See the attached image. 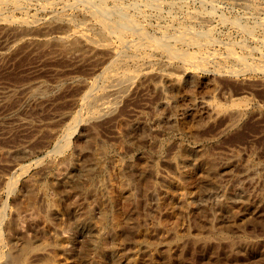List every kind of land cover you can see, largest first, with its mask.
Instances as JSON below:
<instances>
[{
    "label": "rangeland",
    "instance_id": "rangeland-1",
    "mask_svg": "<svg viewBox=\"0 0 264 264\" xmlns=\"http://www.w3.org/2000/svg\"><path fill=\"white\" fill-rule=\"evenodd\" d=\"M28 1L24 0L18 7L5 3V17L0 18V215L3 219H0V264H127L126 259L129 257V264H179V253L182 264H200L208 260L212 263L222 261V264H253L249 262L257 258L253 246L257 242L264 244V71L245 69L237 76L209 72L214 84L212 88L190 87L185 74L188 72H183L187 69L181 63L167 62L163 53L153 51L151 60L141 64V67L151 64L152 72L149 67L148 74L142 73L117 89L119 95L107 92L103 99L97 100V103L93 101L88 106L89 99L83 101L84 92L107 61L108 48L104 43L91 44L88 40L76 38L36 39L45 29L68 28L67 22L57 17L63 9L60 5L64 7V0H56L57 4L55 0ZM46 1L54 5L43 4ZM102 1L93 0L98 4L92 5L91 0H84V4L92 8L99 5L101 10L108 11V14L111 12L112 16L111 13L108 15L111 20L120 18L117 13L125 15L126 12L125 18H122V14L121 19L117 20L131 19L127 23L133 29L138 24L135 30H138L141 22L143 30L140 27L141 31H138L143 34L146 31V38H158L156 41L160 39V42L172 48L184 50L186 47L187 52L208 49L223 55L231 47L232 52L237 49L234 54L240 53L239 56L245 57L247 61H264V0H209L210 3L208 0ZM39 4L44 5V8ZM121 5L122 8L117 9ZM20 6H23L22 9ZM71 13L75 17L80 15L77 9L71 10ZM19 15L32 18V22H27L30 25L18 21L15 16ZM34 15L36 19L32 17ZM157 25H160L159 30ZM233 25H237V28ZM194 29L203 36L193 33ZM183 30L187 32L184 34ZM203 30L206 32H201ZM181 31L183 34H178ZM167 37L170 40L167 41ZM7 38L12 39L8 44L5 42ZM240 44L243 46H238ZM255 46L257 50L253 48ZM211 65L209 68H212ZM247 70H250L248 74ZM160 71L171 73L177 79L183 78L182 86L177 79L165 80ZM32 91H38V94L31 95ZM189 96L193 97L191 100L195 105L193 116L185 107ZM204 99L216 104L217 114L202 116L200 101ZM98 102L101 104L99 107ZM73 114L77 125L70 132L67 129ZM62 134H65L64 137ZM201 145L205 148L206 156L217 167V173L210 178V190L202 188L200 179L193 174V161L187 159L185 167L191 174L186 188L187 205H177L175 201L181 195L178 190L167 188L166 184L162 186L166 187L165 191H171L174 198L166 192L157 193V197L155 193L145 191L152 186L163 188V176L176 177L171 159L176 157L181 147L190 150ZM12 177H16V181ZM9 180L11 188L7 183ZM125 185L135 189H132L131 197L122 195ZM228 195L239 198L230 204L236 212L230 221L232 213L224 207ZM242 200L252 203L254 209L251 208L250 212L243 210L240 207ZM102 210L110 214L97 233L84 224L85 217L88 212L93 218L97 217ZM170 225L172 228H169ZM220 235L231 237L236 248L227 251L226 239H221ZM196 236L210 241L206 248L194 242ZM249 257L253 259L249 260ZM210 261L209 264H212Z\"/></svg>",
    "mask_w": 264,
    "mask_h": 264
},
{
    "label": "bare ground",
    "instance_id": "bare-ground-1",
    "mask_svg": "<svg viewBox=\"0 0 264 264\" xmlns=\"http://www.w3.org/2000/svg\"><path fill=\"white\" fill-rule=\"evenodd\" d=\"M52 2H54V0H51ZM51 1H46V3H43V4H45V5H47L48 3H50ZM58 1H60V0H58ZM57 1V2H58ZM63 1V0H62ZM81 1L82 0H64V2L62 3V4H64V7H63V5H60V6H62V7H60V8H63V9H61L62 11L57 15V17L59 18V19H61V20H64V21H66L67 23L66 24H68V28L67 29H64V30H54V29H45V30H43L42 32V34H40L39 35V33H37L39 36L38 37H35L36 39L38 38V39H43V40H47V39H56V40H59V39H69V38H76V39H81V40H88L90 43L92 42V43H104L105 45H106V47L108 48V50H109V57H108V59H107V61L105 62V64L104 65H102V67L100 68V70H99V72L96 74L97 75V78L95 79V80H93V81H91L89 84H88V87H87V89L85 90V92H84V95H83V97H84V100L83 101H85V99H89V102L86 104V105H90V103L91 102H96L97 100H100V99H103V96L107 93V92H111V93H113V94H115L114 92H116V90L117 89H120L122 86H123V84L125 83V82H127V81H129V80H131V79H134V78H136L137 76H139L140 74H142V73H146L147 71H148V69H149V67L151 66V64L149 65V67L146 65H143V67H141V64L142 63H144L145 62V64L146 63H148L150 60H151V57H153V56H151V52H155V51H160L161 53H163V55L167 58L166 60H168L167 62H169V61H177V63L179 62V63H181L182 64V67H184L185 69H187V70H184L183 72H188V73H185L186 75H187V77H186V80H187V83L189 82V86L190 87H193V86H205V87H208V88H212L213 86H214V84L212 83V80H211V78L212 77H210V73L209 72H213V73H225V74H233V75H235L236 74V76H237V74L238 73H240L241 71H243V70H245V69H254V70H261V71H264V61L263 60H257V61H251V60H249V61H247V60H245L244 58L245 57H242V56H239V54L237 55V54H234L233 52H236V50L234 51L233 50V52H232V50H230L231 49V47H229L230 49H228L227 51H226V53L224 54L223 53V55H221L220 53H218V54H220V55H218V54H216V52L215 51H213V52H210V50L209 51H202L201 50V52H187L185 49H186V47L184 48V50H180V49H175V47L174 48H172L171 46H169V45H167V41L168 40H170L168 37H167V41H165V43L166 44H163L162 42H160V39H159V41H156V40H158V38H155L156 40H154V37H153V39L151 40V38L149 39V38H146V36H145V34H146V31H145V34H143V33H141L140 31V27H141V22H139V25H140V27L139 28H137L138 30H140V31H138V30H135V28H136V26L138 27V24L137 25H135L133 22L134 21H136V20H134V21H132V23L135 25V28L133 29V28H131L130 27V25L128 24L129 23V21H131V19L129 20V21H125L124 19H122V20H124V21H121V20H117V19H121V15L123 14V13H121V15L120 14H118L117 12H116V10H115V12L117 13V16H120V18H115V20H111L110 18H109V14L111 13L110 11H113L114 12V10H109V14L105 11V10H101V7H98L99 5H95L96 7L95 8H92L93 6L92 5H94V3H97V2H93V0H91V2H93V3H91L92 5V7H89L88 5H86V4H84V0L82 1L83 3H81ZM87 1V0H86ZM100 1H102V0H100ZM154 1H156V0H154ZM154 1H152V3L154 2ZM158 1V0H157ZM166 1V0H165ZM170 1H172V0H170ZM204 1H207V0H204ZM24 2V0H0V18L1 17H5L4 15H3V9H4V4L5 3H10V4H13V5H15L16 7H18L19 5H21L22 3ZM26 2V1H25ZM28 2H30V0L28 1ZM27 2V3H28ZM45 2V1H44ZM55 2H56V0H55ZM57 2H56V4H57ZM88 2H90V1H88ZM103 2V1H102ZM145 2H147V1H145ZM201 2V1H200ZM208 2H209V0H208ZM61 3V2H60ZM104 3V2H103ZM136 3H137V1H136ZM142 3V2H141ZM148 3V2H147ZM167 3H168V1H167ZM210 3V2H209ZM25 4V3H24ZM50 4H52V3H50ZM50 4H49V6H50ZM98 4V3H97ZM156 4H162V3H156ZM7 5V4H6ZM29 5V4H28ZM40 5V4H39ZM52 5H54V4H52ZM51 5V6H52ZM90 5V4H89ZM101 5H103V4H101ZM104 5H105V3H104ZM137 5V4H136ZM149 5V4H148ZM152 5V4H151ZM218 5V4H217ZM9 6V5H8ZM14 6V7H15ZM41 6V5H40ZM50 6V7H51ZM106 6V5H105ZM111 6H113V5H111ZM122 6L123 5H121V6H119L117 9H119L120 7L122 8ZM157 6V5H156ZM156 6H152V7H156ZM176 6V5H175ZM6 7V6H5ZM15 7V8H16ZM21 7V9H22V7L23 6H20ZM29 7H31V6H29ZM28 6H27V8H29ZM33 7V6H32ZM38 7V6H37ZM41 7H43L44 8V5H42ZM99 9H98V8ZM116 7H117V5H116ZM158 7V6H157ZM9 8V7H8ZM107 7H105V9H106ZM126 8V7H125ZM124 8V9H125ZM161 8V7H160ZM16 9H18V8H16ZM39 9V8H38ZM75 9H77L78 11H79V16L78 17H75V14H73V13H71V10H75ZM112 9H113V7H112ZM208 9V8H207ZM9 10V9H8ZM7 10V11H8ZM11 10V9H10ZM13 11H14V8L12 9ZM41 10H44V9H42L41 8ZM55 10H56V8H55ZM55 10H53L54 12H55ZM60 10V9H59ZM120 10V9H119ZM200 10H202V9H200ZM17 11V10H16ZM19 11H20V8H19ZM36 11H38V10H36ZM51 11V10H50ZM49 11V12H50ZM27 11H25V13H26ZM35 11H33V13H34ZM43 12V11H42ZM73 12V11H72ZM124 12V11H123ZM202 12V11H201ZM44 13V12H43ZM48 13V12H47ZM56 13H57V11H56ZM78 13V12H77ZM128 13V12H127ZM10 14V13H9ZM35 14V13H34ZM51 14V17H52V14H53V12L52 13H50ZM212 14V13H211ZM8 15V14H7ZM26 15H28V14H26ZM31 15V14H30ZM33 15V14H32ZM44 15V14H43ZM56 15V14H55ZM113 15H115V13L113 14ZM124 15V14H123ZM122 15V18H125L126 16V12H125V15L123 16ZM210 15V14H209ZM41 15H39V17H40ZM47 16H50V15H47ZM111 16H112V13H111ZM204 16V15H203ZM7 17V16H6ZM15 17H17L18 18V21H20V22H24L25 24H27V22H32V18H28V16H25V15H19V17L18 16H15ZM15 17H13V18H15ZM33 18H35V15L34 16H32ZM38 17V18H39ZM129 18L130 17H132V16H128ZM127 17V18H128ZM187 17V16H186ZM219 17V16H218ZM264 17V16H263ZM8 18V17H7ZM6 18V19H7ZM11 18H12V16H11ZM17 18H15L16 20H17ZM46 18V17H45ZM53 18V17H52ZM56 18V17H55ZM113 18V17H112ZM128 18V19H129ZM139 18V17H138ZM142 18V17H141ZM36 19V18H35ZM40 19V18H39ZM39 19H37V20H39ZM44 19V18H43ZM47 19V18H46ZM51 19V18H50ZM189 19V18H188ZM5 20V19H4ZM13 20V19H12ZM11 20V22H13ZM34 20V19H33ZM127 20V19H126ZM139 20V19H138ZM144 20H145V18H144ZM7 22H8V20H6ZM6 21H3V23L4 22H6ZM49 21V20H48ZM48 21H46V22H48ZM140 21V20H139ZM143 21V20H142ZM229 21V20H228ZM227 21V22H228ZM231 21V20H230ZM233 21V20H232ZM15 22V21H14ZM39 21H37L36 23H38ZM128 22V23H127ZM226 22V21H225ZM235 22V21H234ZM8 23H10V22H8ZM7 23V24H8ZM33 23H34V21H33ZM32 23V24H33ZM43 23H45V22H43ZM132 23H131V26H132ZM136 23H138L137 21H136ZM145 23V22H144ZM184 23V22H183ZM230 23V22H229ZM233 23V22H232ZM259 23H261V22H259ZM29 24V23H28ZM27 24V25H28ZM237 24V23H236ZM30 25V24H29ZM134 25L132 26V27H134ZM143 25V24H142ZM259 25V24H258ZM36 26V25H35ZM54 26V25H53ZM66 26V25H65ZM156 26V25H155ZM158 26V25H157ZM160 26V25H159ZM159 26L157 27L158 28V30H159ZM178 26H181V25H178ZM178 26H177V28H178ZM182 26H184V25H182ZM181 26V27H182ZM233 26H236V28H237V25H233ZM15 27V26H14ZM49 27V26H48ZM48 27H45V28H48ZM67 27V26H66ZM65 27V28H66ZM153 27V26H152ZM164 27H166V26H164ZM186 27V26H185ZM16 28V27H15ZM24 28V27H23ZM54 28H55V26H54ZM64 28V27H63ZM14 29V28H13ZM41 29V28H40ZM141 29L143 30V27H141ZM165 29V28H164ZM168 29V28H167ZM173 29V28H172ZM175 29V28H174ZM183 29V28H182ZM189 29V28H188ZM202 29V28H201ZM248 29V28H247ZM29 30V29H28ZM155 30V29H154ZM157 29H156V31H158ZM192 30V29H191ZM195 30L196 29H194V32L193 33H196L195 32ZM200 30V29H199ZM199 30H198V32H199ZM209 30V29H208ZM211 30V29H210ZM209 30V31H210ZM166 31V30H165ZM173 31V30H172ZM184 31V30H183ZM181 31V33H178V34H185V32H187V31ZM151 32V31H150ZM162 32H164V31H162ZM170 32V31H169ZM183 32V33H182ZM189 32V31H188ZM201 32H204V30L203 31H201ZM206 32V31H205ZM204 32V33H205ZM248 32V31H247ZM154 33V32H153ZM166 33V32H165ZM176 33V32H175ZM25 34H27V33H25ZM147 34H150V33H147ZM152 34V33H151ZM155 34V33H154ZM159 34V33H158ZM167 34V33H166ZM174 34V33H173ZM177 34V33H176ZM189 34V33H188ZM197 34V33H196ZM203 34V33H202ZM169 35V34H168ZM198 35H200V36H203V35H201V33L200 34H197V36ZM154 36V35H153ZM159 36V35H158ZM162 36H164L163 34H162ZM190 36V35H189ZM210 36V35H209ZM157 37V36H156ZM169 37H171V36H169ZM180 37H182V35H180ZM183 37H184V35H183ZM182 37V38H183ZM188 37V36H187ZM191 37H192V35H191ZM160 38H162L161 36H160ZM185 38V37H184ZM190 38V37H189ZM188 38V39H189ZM193 38V37H192ZM191 38V42H192V39ZM195 38V37H194ZM75 39V40H76ZM179 39V38H178ZM196 39V38H195ZM200 39V38H199ZM253 39H255V38H253ZM258 39H260V38H257V40ZM42 40V41H43ZM75 40H74V42H75ZM164 40H166V39H164ZM172 40V39H171ZM182 40V39H181ZM180 39H179V41H181ZM184 40V39H183ZM187 40V39H186ZM206 40V39H205ZM208 40V39H207ZM213 40V39H212ZM214 40H215V38H214ZM213 40V42H215V41H217V38H216V40L214 41ZM3 41V40H2ZM12 41V39H6L5 40V42H6V44H8V43H10ZM69 41H72V40H69ZM69 41H67V42H69ZM189 41H190V39H189ZM219 41V40H218ZM254 41V40H253ZM261 41V40H260ZM4 42V41H3ZM66 42V41H65ZM82 42V41H81ZM208 42H210V40L208 41ZM212 42V43H213ZM222 42V41H221ZM262 42H264V41H262ZM64 43V42H63ZM73 43V42H72ZM71 43V44H72ZM91 43V44H92ZM172 44H173V42H171ZM170 43V44H171ZM175 43H176V41L174 42V44L173 45H175ZM184 43H186V42H183V44ZM211 43V42H210ZM210 43H209V45H210ZM218 42H216V44H217ZM237 42H235L234 44H236ZM238 43H240V42H238ZM256 43V42H255ZM0 44H1V42H0ZM5 44V43H4ZM66 44V43H65ZM69 44V43H68ZM182 44V45H183ZM190 44V43H189ZM206 44V43H205ZM204 43H202V45H205ZM226 44V43H225ZM232 44V43H231ZM233 44V45H234ZM243 44V43H242ZM242 44H240V45H238V46H241ZM261 44V43H260ZM201 45V44H200ZM221 45V44H220ZM230 45V44H229ZM237 45V44H236ZM2 46V45H1ZM4 46V45H3ZM197 46V45H196ZM195 46V47H196ZM219 46V45H218ZM224 46V45H223ZM243 46V45H242ZM241 46V47H242ZM248 46V45H247ZM184 47V46H183ZM202 47H204V46H202ZM206 47V46H205ZM235 47V46H234ZM244 47H245V44H244ZM256 47V46H255ZM255 47H253L255 50H257V47L255 48ZM3 48V47H2ZM5 48V47H4ZM197 48H198V46H197ZM226 49L228 48V46L227 47H225ZM239 48V47H238ZM247 48V47H246ZM1 49V48H0ZM6 49V48H5ZM183 49V48H182ZM202 49V48H201ZM245 49V48H244ZM254 49L252 50V52L254 53ZM242 50V49H241ZM192 51V50H191ZM194 51V50H193ZM217 51V50H216ZM240 51V50H239ZM249 51V50H248ZM248 51H247V55H248ZM258 51H260L259 49H258ZM257 51V52H258ZM256 53V52H255ZM246 54L244 55V56H246ZM251 54V53H250ZM264 54V53H263ZM241 55V54H240ZM262 55V54H261ZM249 56V55H248ZM263 56V55H262ZM165 57H164V59H165ZM253 57V56H252ZM248 58V57H247ZM256 58V57H255ZM263 58V57H262ZM261 58V59H262ZM156 59V58H155ZM257 59V58H256ZM159 60V59H158ZM158 60H156V61H158ZM163 60V59H162ZM153 61H155V60H153ZM162 62V61H161ZM132 65H131V64ZM165 63V62H164ZM173 63V62H172ZM152 64H153V62H152ZM156 63H154L153 65H155ZM158 64V63H157ZM163 64V63H162ZM210 64H213V65H211L212 66V68H209V65ZM165 65V64H164ZM168 65V64H167ZM176 65V64H175ZM160 67H162L161 65H159ZM158 66V67H159ZM166 66V65H165ZM170 66V65H169ZM152 67V66H151ZM151 67H150V70H151V72L153 71L152 69H151ZM176 68V67H175ZM184 68H182V70L184 69ZM164 69V68H163ZM209 69H211L210 71H209ZM156 70V69H155ZM175 70V69H174ZM179 70V69H178ZM172 71V70H171ZM180 71V70H179ZM246 71V70H245ZM248 71H250V70H247V74H248ZM169 72V71H168ZM181 72V71H180ZM253 72V71H252ZM160 73H161V71H160ZM173 73V72H172ZM209 73V74H208ZM242 73V72H241ZM262 73V72H261ZM147 74H148V72H147ZM162 74V77L165 79V80H176L177 79V77L175 76V75H173V74H171V73H167V72H163V73H161ZM175 74V73H174ZM177 74V73H176ZM183 74V73H182ZM244 74V73H243ZM160 75V74H159ZM178 75V74H177ZM181 75V74H180ZM182 76V75H181ZM212 76V75H211ZM95 77V76H94ZM162 77H161V79H162ZM179 78V77H178ZM142 80V79H141ZM178 81V83L181 85V83H183L184 82V79L183 78H179V79H177ZM140 81V80H139ZM138 81V82H139ZM172 81V82H173ZM165 82V81H164ZM171 82V81H170ZM133 83V82H132ZM168 83V82H167ZM128 84V83H127ZM173 84V83H172ZM174 84H175V82H174ZM126 85V84H125ZM184 85V84H183ZM182 86V85H181ZM42 87V86H41ZM40 87V88H41ZM124 87V86H123ZM177 87V86H176ZM188 87V86H187ZM189 87V88H190ZM36 90V89H35ZM38 90H39V87H38ZM122 90V89H121ZM215 90V89H214ZM213 90V91H214ZM40 91H42V90H40ZM119 90H117V92H118ZM116 92V93H117ZM211 92V91H210ZM30 93H32L31 95H34V94H38V91L36 92H30ZM109 94V95H112V94ZM119 93H120V91H119ZM212 93V92H211ZM210 93V94H211ZM40 94V93H39ZM118 94V93H117ZM116 94V95H117ZM188 94V93H187ZM208 95H209V93H207ZM119 95V94H118ZM117 95V96H118ZM107 96H108V94H107ZM191 96H193V95H191ZM191 96H189L188 97V101L186 102V104H185V107H186V111L189 113V114H191L192 116L195 114L194 112H195V105L193 104V102H192V98H191ZM28 97V96H27ZM182 97H183V95H182ZM202 97V96H201ZM207 97V96H206ZM210 97H211V95H210ZM198 98V97H197ZM186 99H187V97H186ZM81 100V99H80ZM194 100V99H193ZM104 101V100H103ZM181 101V100H180ZM195 101V100H194ZM233 101V100H232ZM236 101V100H235ZM239 101V100H238ZM237 101V102H238ZM240 101H242V100H240ZM80 102H82V100L80 101ZM102 102V101H101ZM100 102V103H101ZM105 102V101H104ZM225 102V101H224ZM234 102V101H233ZM245 102V101H244ZM97 103V102H96ZM95 103V104H96ZM185 103V102H184ZM197 103V102H196ZM81 105H82V103H80ZM104 104V103H103ZM235 104V103H234ZM93 105V104H92ZM99 105H101V104H99V102H98V107H99ZM180 105V104H179ZM238 105H239V103H238ZM229 106V105H228ZM227 106V107H228ZM92 107V106H91ZM97 107V108H98ZM231 107V106H230ZM81 108H83V107H81ZM200 108H201V114H202V116H204V117H211L212 115H214V114H217V106H216V104L212 101V100H210V99H204V100H202V101H200ZM219 108V107H218ZM238 109V108H237ZM84 110H86V109H84ZM93 110V109H92ZM91 110V111H92ZM197 110V109H196ZM200 110V109H199ZM199 110H198V112H199ZM94 111V110H93ZM179 111V110H178ZM234 111H236V110H234ZM242 111V110H241ZM228 112H230V111H228ZM96 113H97V111H96ZM232 113V112H231ZM238 113H240V112H238ZM245 113V112H244ZM89 114V113H88ZM91 114H94V113H91ZM229 114V113H228ZM75 114H73V117L71 118V121L68 123L69 124V126H68V129H67V131L70 129V132H71V129H74L75 128V126L77 125L76 124V117L74 116ZM232 115V114H231ZM178 116V115H177ZM189 116V115H188ZM201 116V115H200ZM238 116V115H237ZM82 117H84V116H82ZM190 117V116H189ZM236 117V116H235ZM180 118V117H179ZM195 118V117H194ZM80 119V118H79ZM80 121V120H79ZM194 121V120H193ZM232 121H235V120H232ZM156 122V121H155ZM184 122V121H183ZM67 124V123H66ZM180 124H184V123H180ZM232 124V123H231ZM230 124V125H231ZM234 124V123H233ZM188 125V124H187ZM185 126V125H184ZM66 127H67V125H66ZM184 129H185V127H184ZM189 129H191V128H189ZM193 130V129H192ZM191 132V131H190ZM193 132V131H192ZM67 133V132H66ZM69 133V132H68ZM195 134H197V133H195ZM63 135V134H62ZM65 135V134H64ZM64 135H63V137H64ZM71 135V134H70ZM190 135H191V133H190ZM67 137H68V134L66 135ZM65 136V137H66ZM148 136V135H147ZM197 136V135H196ZM190 137V136H189ZM69 138V137H68ZM62 139V138H61ZM64 139V138H63ZM66 140H64L66 143H67V138H65ZM195 139V138H194ZM69 140V139H68ZM193 140V139H192ZM149 141V140H148ZM92 142V141H91ZM56 143V142H55ZM57 143H60V142H57ZM62 143V142H61ZM65 143V144H66ZM64 144V145H65ZM83 144V143H82ZM150 144V143H149ZM60 145H62V144H60ZM203 145V144H202ZM200 146V147H196V148H194V149H187V148H183V147H181L179 150H178V152H177V154H175V156L176 157H174V159H171V164L174 166V168H175V170H176V177H164L163 176V180H164V184H162L161 183V186L162 185H167V188H171V189H174V190H178V193L181 195V197L180 198H178V200L177 201H175L176 202V204L177 205H183V207H184V205H187V197H186V194H187V183L188 182H190V181H188V179L190 178L189 176L191 175L190 174V172H188V170L186 169V167H185V162L187 161V159H191L192 161H193V164H194V171H193V174L195 175V177H198L199 179H200V181H199V179L197 178V180L201 183V186H202V188L204 189V190H210V188L212 187V186H210V183H211V181H210V178H211V175H213V176H215V174L217 173V167L214 165V163H213V161L211 160V158H208L207 156H206V154H205V152H204V147L203 146ZM55 146V145H54ZM56 146H57V144H56ZM55 146V147H56ZM65 146H67V145H65ZM63 148H65L64 146H62ZM180 147V146H179ZM56 148H58V147H56ZM67 148V147H66ZM50 149H52V148H50ZM55 149V148H54ZM209 149V148H208ZM56 150V149H55ZM60 152V151H59ZM208 152H209V150H208ZM47 153V152H46ZM57 154V153H56ZM212 154V153H211ZM209 155V154H208ZM189 157V158H188ZM173 158V157H172ZM40 159V158H39ZM99 161V160H98ZM147 162V161H146ZM155 162V161H154ZM190 162V161H189ZM246 162V161H245ZM141 163H142V161H141ZM219 163V162H218ZM247 163V162H246ZM245 163V164H246ZM150 164V163H149ZM22 165H24V164H22ZM139 165V164H138ZM249 165V164H248ZM247 165V166H248ZM21 166V165H20ZM133 166V165H132ZM140 166V165H139ZM101 167V166H100ZM145 167V166H144ZM144 167L142 168V170L144 169ZM243 167H244V165H243ZM21 168H24V167H21ZM133 168H134V166H133ZM139 168V167H138ZM138 168H137V170H138ZM223 168L224 169H226L227 167L226 166H223ZM189 169V168H188ZM97 170V169H96ZM134 170H136L135 168H134ZM148 170H149V168H148ZM87 170H85V172H86ZM91 171V170H90ZM153 171H155V170H153ZM93 172H95V171H93ZM138 172V171H137ZM137 172H135V173H137ZM139 172H140V170H139ZM151 172V171H150ZM192 172V171H191ZM20 173V172H19ZM24 173V172H23ZM131 173V172H130ZM84 174H86V173H84ZM138 174V173H137ZM140 174V173H139ZM88 175V174H87ZM168 176V175H167ZM193 176V175H192ZM130 177V176H129ZM129 177H126L127 179L129 178ZM195 177H194V179H195ZM217 177V176H216ZM12 178H14V177H12ZM12 178L10 179V180H12ZM16 178V177H15ZM15 178L13 179V180H15ZM146 178H147V176H146ZM146 178H145V180H146ZM161 178V177H160ZM132 179V178H131ZM135 178H133V180H134ZM137 179V178H136ZM10 180L7 182L8 183V186L11 188V184H10ZM130 180V179H129ZM132 180V181H133ZM149 180V179H148ZM161 180V179H160ZM162 180V181H163ZM196 180V181H197ZM214 180V179H213ZM220 180V179H219ZM16 181V180H15ZM83 181V180H82ZM81 181V182H82ZM131 181V180H130ZM135 181V180H134ZM133 181V184L136 182H134ZM147 181V180H146ZM126 182V181H125ZM151 181H149L148 183H150ZM217 182V181H216ZM6 183V184H7ZM12 183V182H11ZM67 183V182H66ZM77 183H78V181H77ZM86 183V182H85ZM147 183V182H146ZM72 184H74V183H72ZM131 184V183H130ZM197 184H199V183H197ZM233 184V183H232ZM78 185V184H77ZM85 185V184H84ZM135 185H137V184H135ZM147 185V184H146ZM165 185V186H166ZM7 186V187H8ZM141 186V185H140ZM164 186V187H165ZM196 186H198V185H196ZM200 186V187H201ZM235 186V185H234ZM6 187V188H7ZM68 187V186H67ZM75 187V186H74ZM79 187H81V186H79ZM119 187V186H118ZM125 187V188H124ZM123 188V190H122V195L124 196V197H131V194H132V191L133 190H135V189H131L130 187H132V186H130L129 185V187H126V185L124 186ZM158 187V186H157ZM163 187V186H162ZM156 188V187H154V186H152L150 189H148V190H145L146 192H151L152 194L153 193H155L156 195H157V193H158V195H159V192L161 193V192H166V193H168V194H171L172 195V193H171V191H169L168 192V190L167 191H165V188ZM191 187V186H190ZM135 188V187H134ZM144 188H146V187H144ZM194 188V187H193ZM221 188H222V186H221ZM81 189V188H80ZM95 189V188H94ZM170 189V190H171ZM189 189V188H188ZM232 189V188H231ZM71 190V189H70ZM90 190H92V188L90 189ZM193 190V189H192ZM191 190V191H192ZM83 191V190H82ZM88 191V190H87ZM98 191V190H97ZM144 191V190H143ZM205 191V192H206ZM238 191V190H237ZM93 192H94V190H93ZM173 192H175V191H173ZM177 192V191H176ZM188 192H190V191H188ZM204 192V193H205ZM89 193H90V191H89ZM84 194V193H83ZM99 193H97V195H98ZM134 194V193H133ZM165 194V193H164ZM190 194V193H189ZM82 195V194H81ZM138 195V194H137ZM146 195H148V193L146 194ZM155 195V196H156ZM158 195H157V197H158ZM162 196V195H161ZM164 196H166V194L164 195ZM164 196H162V198L164 197ZM175 196V195H174ZM236 196V195H235ZM235 196L234 195H228V196H226V199H225V206L224 207H226L229 211H230V214L232 213V215H230V217H229V221L231 220L230 218H233V216H234V214H235V216H236V212L234 211V210H232V207H231V203H235V201H236V199L237 198H235ZM138 197H139V195H138ZM172 197H173V195H172ZM205 197V196H204ZM253 197V196H252ZM98 198H99V196H98ZM101 198V197H100ZM123 198V197H122ZM149 198V197H148ZM166 198V197H165ZM174 198V197H173ZM84 199H86V198H84ZM95 199V198H94ZM106 199V198H105ZM130 199V198H129ZM128 199V200H129ZM151 199V198H150ZM164 199V198H163ZM168 199H170L171 200V197H169ZM168 199H167V201H168ZM206 199H207V197H206ZM209 199V198H208ZM223 199V198H222ZM239 199V198H238ZM237 199V200H238ZM89 200V199H88ZM127 200V201H128ZM168 201V202H171V201ZM51 201H53V200H51ZM68 201V200H67ZM79 201V200H78ZM90 201V200H89ZM155 201V200H154ZM156 201L157 202H159V199H156ZM166 201V200H165ZM222 201V200H221ZM72 202V201H71ZM75 202V201H74ZM77 202V201H76ZM81 202V201H80ZM100 202V201H99ZM144 202V201H143ZM174 202V203H175ZM191 202V201H190ZM223 202V201H222ZM252 202V201H251ZM264 202V201H263ZM173 203V202H172ZM241 204H240V207L243 209V210H249V212H250V210H251V208H252V203H250L249 201H247V200H242L241 202H240ZM52 204H55L54 202H52ZM51 204V205H52ZM84 204V203H83ZM82 204V205H83ZM133 204V203H132ZM157 204V203H156ZM163 204V203H162ZM165 205H166V203H164ZM169 204V203H168ZM171 204V203H170ZM259 204V203H258ZM80 205V204H79ZM101 205V204H100ZM172 205V204H171ZM170 205V206H171ZM224 205V204H223ZM3 206V205H2ZM70 206V205H69ZM89 206V205H88ZM160 206H162V205H160ZM164 206V205H163ZM176 206V205H175ZM133 207V206H132ZM178 207V206H177ZM211 207V206H210ZM69 208V207H68ZM174 208V207H173ZM176 208V207H175ZM179 208V207H178ZM186 208H187V206H186ZM200 208V207H199ZM207 208V207H206ZM1 209V208H0ZM91 209V208H90ZM106 209V208H105ZM160 209V208H159ZM170 209V208H169ZM180 209H181V207H180ZM183 209H185V208H183ZM188 209V208H187ZM237 209V208H236ZM252 209H254V208H252ZM2 210V209H1ZM3 210H4V208H3ZM76 210V209H75ZM107 210V209H106ZM106 210H102L101 211V213L95 218H93L92 217V214H90L89 212L86 214L85 212V214H86V219H85V221H86V223L84 222V224H88L89 225V227L92 229V230H95L97 233L99 232V230L101 229V227L107 222V219H108V214H110V213H107V211ZM198 210V209H197ZM196 210V211H197ZM203 210V209H202ZM86 211H87V209H86ZM115 211V210H114ZM139 211V210H138ZM178 211V210H177ZM180 211V210H179ZM214 211V210H213ZM241 211V210H240ZM264 211V210H263ZM233 212H235V213H233ZM237 212H238V210H237ZM252 212V211H251ZM201 213V212H200ZM216 213V212H215ZM224 213V212H223ZM241 213V212H240ZM131 214V213H130ZM217 214V213H216ZM226 214V213H225ZM247 214H248V211H247ZM84 215V214H83ZM185 215V214H184ZM201 215H202V213H201ZM204 215V214H203ZM214 215V214H213ZM246 215V214H245ZM94 216V215H93ZM134 216H135V214H134ZM187 216H188V214H187ZM196 216V215H195ZM198 216V215H197ZM196 216V217H197ZM248 216V215H247ZM251 216V215H250ZM3 217H5V216H3ZM139 217V216H138ZM143 217V216H142ZM213 217V216H212ZM219 217V216H218ZM222 217V216H221ZM225 217V216H224ZM226 217H228V216H226ZM133 218H135V217H133ZM145 218H146V216H145ZM178 218V217H177ZM242 218H245V217H242ZM242 218H240V219H242ZM0 219H2L1 218V215H0ZM144 219V218H143ZM142 219V220H143ZM217 219V218H216ZM228 219V218H227ZM247 219V218H246ZM264 219V218H263ZM3 220V219H2ZM84 220V219H83ZM113 220V219H112ZM123 220V219H122ZM121 220V221H122ZM129 220V219H128ZM137 220V219H136ZM160 220V219H159ZM192 220H193V218H192ZM212 220V219H211ZM211 220H210V222H211ZM226 220V219H225ZM243 220V219H242ZM262 220V219H261ZM109 221H110V219H109ZM131 221V220H130ZM146 221V220H145ZM181 221V220H180ZM228 221V220H227ZM228 221V222H229ZM238 221V220H237ZM249 222H250V220H248ZM0 222H1V220H0ZM123 222V221H122ZM147 222V221H146ZM150 222V221H149ZM158 222V221H157ZM209 222V221H208ZM233 222V221H232ZM240 222V221H239ZM121 223V222H120ZM135 222H133V224H134ZM137 223V222H136ZM135 223V224H136ZM183 223V222H182ZM200 223V222H199ZM202 223H203V221H202ZM230 223V222H229ZM243 223V222H242ZM253 223V222H252ZM258 223H260V222H258ZM115 224V223H114ZM133 224H132V226H133ZM153 224H154V222H153ZM160 224V223H159ZM196 224V223H195ZM194 224V225H195ZM204 224V223H203ZM218 224V223H217ZM220 224V223H219ZM221 224H223L222 222H221ZM227 224V223H226ZM225 224V225H226ZM238 224H241V223H238ZM250 224H251V222H250ZM256 224V223H255ZM263 224V226H264V223H262ZM111 225H112V223H111ZM120 225V224H119ZM129 225V224H128ZM143 225V224H142ZM200 225V224H199ZM205 225V224H204ZM203 225V226H204ZM207 225V224H206ZM210 225V224H209ZM213 225H215V224H213ZM232 225V224H231ZM248 225V224H247ZM116 226V225H115ZM124 226V225H123ZM138 226H140V225H138ZM137 226V227H138ZM171 226V225H170ZM186 226V225H185ZM192 226V225H191ZM198 226V225H197ZM196 226V227H197ZM203 226L201 227V228H203ZM257 226V225H256ZM89 227H86V228H89ZM111 227H114V226H111ZM136 227V226H135ZM163 227H164V224H163ZM180 227V226H179ZM178 227V228H179ZM194 227V226H193ZM200 227V226H199ZM219 227V226H218ZM233 227V226H232ZM231 227V228H232ZM253 227V226H252ZM260 227H262V225L260 226ZM134 228V227H133ZM157 228V227H156ZM169 228H172V226L171 227H169ZM174 228V227H173ZM176 228V227H175ZM209 228V227H208ZM225 228V227H224ZM237 228V227H236ZM240 228V227H239ZM250 228V227H249ZM254 228V227H253ZM124 229H125V227H124ZM151 229V228H150ZM193 229V228H192ZM218 229V228H217ZM220 229V228H219ZM233 229V228H232ZM243 229V228H242ZM155 230V229H154ZM171 230V229H170ZM177 230H179V229H177ZM230 230V229H229ZM244 230V229H243ZM153 231V230H152ZM180 231V230H179ZM182 231V230H181ZM191 231V230H190ZM247 231V230H246ZM249 231V230H248ZM247 231V232H248ZM263 231V230H262ZM261 231V232H262ZM92 232V231H91ZM170 232V231H169ZM168 232V233H169ZM245 232V231H244ZM256 232H259V231H256ZM95 233V232H94ZM160 233V232H159ZM201 233V232H200ZM215 233V232H214ZM249 233H250V231H249ZM202 234V233H201ZM253 234V233H252ZM258 234V233H257ZM149 235V234H148ZM162 235V234H161ZM178 235V234H177ZM180 235V234H179ZM194 235V234H193ZM255 235V234H254ZM1 236V235H0ZM158 236V235H157ZM199 236V235H198ZM198 236H196V237H194V242L197 244V245H199V246H201L202 248H206V246H207V240L204 238H200V237H198ZM201 236V235H200ZM229 236V235H228ZM138 237V236H137ZM137 237H136V239H137ZM142 237V236H141ZM173 236H171V238H172ZM218 237V236H217ZM221 239L223 238H225L226 239V244H225V247H226V249H227V251H233L235 248H236V246L237 245H235L234 244V241L233 240H231L230 238H228L227 236H223V235H220L219 236ZM235 237H237V236H235ZM252 237V236H251ZM98 238V237H97ZM122 238H123V236H122ZM164 238V237H163ZM259 238V237H258ZM135 239V240H136ZM165 239V238H164ZM168 239H169V237H168ZM167 239V240H168ZM192 239V238H191ZM219 239V238H218ZM255 239V238H254ZM87 240V239H86ZM185 240V239H184ZM193 240V239H192ZM1 241V240H0ZM126 241V240H125ZM138 241V240H137ZM159 241V240H158ZM239 241H241V240H239ZM187 242V241H186ZM189 242H191V241H189ZM193 242V241H192ZM210 242V241H209ZM208 242V243H209ZM257 242V241H256ZM137 243V242H136ZM155 243V242H154ZM178 243H180V242H178ZM213 243V242H212ZM221 243V242H220ZM236 243V242H235ZM258 243V242H257ZM255 244L254 246H253V250L254 251H256V259L254 260L253 258H251V257H249L248 259L249 260H251V259H253V260H251V261H249L250 263L251 262H253V264H264V244L261 242V244ZM174 244H176V243H174ZM192 244H194V243H192ZM191 244V245H192ZM181 245V244H180ZM216 245V244H215ZM95 246H98L97 244H95ZM119 246V245H118ZM131 246V245H130ZM189 246H190V244H189ZM193 246H195V245H193ZM249 246H250V243H249ZM144 247H146V246H144ZM214 247H217V246H214ZM83 248V247H82ZM140 248V247H139ZM147 248V247H146ZM169 248L170 247H168V250H169ZM173 248V247H172ZM88 249H90V248H88ZM125 249V248H124ZM127 249V248H126ZM125 249V250H126ZM150 249V248H149ZM161 249V248H160ZM164 249V248H163ZM180 249V248H179ZM142 250V249H141ZM156 250H157V248H156ZM171 251V250H170ZM236 251V250H235ZM140 252V251H139ZM169 252V251H168ZM2 253H4V252H2ZM144 253V252H143ZM171 253V252H170ZM174 253V252H173ZM228 253V252H227ZM233 253V252H232ZM211 254V253H210ZM254 254H255V252H254ZM145 255V254H144ZM175 256V255H174ZM127 257H129V256H127ZM147 257V256H146ZM149 257V256H148ZM165 257H167V256H165ZM221 257V256H220ZM130 258V257H129ZM129 258L128 259H126V263L127 264H129ZM124 259V258H123ZM133 259V258H132ZM178 261H179V264H182L183 263V259H182V257H181V253H179L178 254ZM246 259V258H245ZM244 259V260H245ZM143 260V259H142ZM168 260V259H167ZM232 260V262H235V261H233V259H231ZM123 261V260H122ZM144 261V260H143ZM149 261V260H148ZM202 261V260H201ZM200 261V262H201ZM208 261H210V260H208ZM208 261H205V262H201L200 264H209V262ZM246 261H247V259H246ZM145 262H147L146 260H145ZM167 262V261H166ZM165 262V263H166ZM211 263H212V261H210ZM216 263H212V264H222L221 262L222 261H215ZM245 262V261H244ZM144 263V262H143ZM131 264V263H130ZM177 264V263H176ZM198 264V263H197ZM252 264V263H251Z\"/></svg>",
    "mask_w": 264,
    "mask_h": 264
}]
</instances>
